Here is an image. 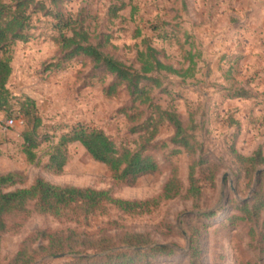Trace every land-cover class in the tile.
<instances>
[{
	"label": "rangeland",
	"instance_id": "374dc122",
	"mask_svg": "<svg viewBox=\"0 0 264 264\" xmlns=\"http://www.w3.org/2000/svg\"><path fill=\"white\" fill-rule=\"evenodd\" d=\"M121 3L124 9L113 17L110 8ZM63 9L84 17L92 42L100 43L105 54L133 71L139 70L137 51L146 46L177 71L187 69V55L192 52V77L159 72L149 75L158 79L159 88L147 80L140 87L150 90L154 105L176 112L199 146L194 156L176 147L172 127L163 123L147 150L159 171L140 177L133 186L115 185L108 169L78 143L67 145L68 159L60 174L45 170L52 145L76 125L102 130L119 148L137 149L142 133L135 134L132 128L157 115L148 104L133 105L124 85L106 95L114 77L93 70L87 59L73 58L54 67L61 56L51 41L52 21L37 16L33 38L15 43L8 52L11 74L6 85L13 114L17 100L29 98L35 103L41 119L37 160L30 164L22 153V125L1 130L11 115L0 111V174L21 176L18 184L3 191L27 188L41 178L57 186L110 190L115 198L143 201L161 192L173 168L184 188L176 199L141 216L108 208L74 222L37 214L29 205L27 213L6 218L10 229L1 237L0 264H8L23 244L36 249L39 241L33 239L41 231H76L83 237L110 238L112 243L124 234H143L156 245L174 250L152 258L150 264H188L189 237L197 233L198 264H264V246L257 235L264 210L258 226L233 227L227 220L239 214L241 203L251 200L259 179L264 197V175L260 177L264 164L254 169L249 180L230 152L234 149L249 157L259 149L264 158V0H70ZM237 93L247 96L233 97ZM126 114L135 120H128ZM200 157L216 166V176L213 185L202 180L201 195L191 199L185 193L188 167ZM209 213L213 217H201Z\"/></svg>",
	"mask_w": 264,
	"mask_h": 264
},
{
	"label": "trees",
	"instance_id": "16d2710c",
	"mask_svg": "<svg viewBox=\"0 0 264 264\" xmlns=\"http://www.w3.org/2000/svg\"><path fill=\"white\" fill-rule=\"evenodd\" d=\"M70 0H0V111H7L12 118H20L24 130L21 133L22 153L28 163L36 162L35 150L39 146L37 130L41 127V119L37 115L35 103L29 98L16 101L17 110L13 114L9 92L6 88L11 74L10 48L18 42L27 43L33 38L35 30L34 19L37 16L49 18L52 21L51 30L55 33L51 41L60 53V62L73 58L87 59L93 70L100 69L102 73L114 77L112 83L105 90L106 95L112 96L118 87L124 85L132 97V104L147 105L157 117H148L143 124L134 126L133 133L141 134L142 144L137 149L117 147L102 130L84 125H76L62 134L52 145L48 161L44 169L58 175L67 162V145L78 143L89 154L93 161L103 164L112 175L113 183L117 186H133L137 179L145 175L156 174L159 171L158 162L148 153V147L157 135L158 127L168 123L173 129L172 143L186 151L191 156L197 152V143L187 134L180 117L174 111L162 110L152 103L150 90L140 87L142 81H150L153 87L159 88L158 79L152 77L159 72L174 74L179 77H192L191 71L195 67L194 55L189 51L188 67L184 71H177L171 65H165L158 58L159 52L150 46L137 51L136 63L138 71H133L122 62L105 54L100 43L92 42L91 34L85 27V18L71 15L63 9V3ZM124 3L119 7H111L113 17L123 10ZM145 44V39L141 41ZM149 75H152L149 77ZM246 94H235V98H245ZM134 121V115H125ZM235 164L244 173V177L251 179L254 169L264 164V158L258 149L253 155L245 157L231 149ZM199 176L196 177V169ZM264 173L260 174V177ZM216 166L201 157L193 161L188 167V188L185 193L191 199L201 195L202 180L214 184ZM17 173L0 174V241L10 227L6 218L13 214L28 212L32 206L34 212L40 215H50L54 218H65L77 222L86 220L97 213H105L112 208L123 215L141 216L156 210L162 203L176 199L183 192V182L175 168L165 182L161 192L151 199L123 200L115 198L110 190H96L92 188H78L73 186H57L41 178H37L27 188L4 192L3 189L12 187L20 182ZM250 201H245L237 207L238 215L227 220L230 226L238 224H252L258 226L261 212L264 210V197L260 179ZM214 213L203 214L201 217H213ZM258 242L264 246V218L259 224ZM251 234L255 235L253 228ZM34 241H39L36 249H30L23 244L8 264H150V260L157 256H168L174 250L166 245H156L148 236L143 234H124L117 243L106 237L82 236L76 231L49 232L41 231L35 235ZM189 262L198 264L200 257L199 235L189 237ZM50 258V260H43ZM249 264V263H246Z\"/></svg>",
	"mask_w": 264,
	"mask_h": 264
},
{
	"label": "built area",
	"instance_id": "2783aa9c",
	"mask_svg": "<svg viewBox=\"0 0 264 264\" xmlns=\"http://www.w3.org/2000/svg\"><path fill=\"white\" fill-rule=\"evenodd\" d=\"M16 123H19L20 125H22V121L20 118H12L7 120V122L5 123L4 127L1 128L2 131H6L8 128L13 127Z\"/></svg>",
	"mask_w": 264,
	"mask_h": 264
}]
</instances>
